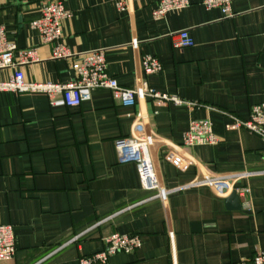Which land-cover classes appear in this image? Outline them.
Returning <instances> with one entry per match:
<instances>
[{
  "label": "crops",
  "instance_id": "obj_1",
  "mask_svg": "<svg viewBox=\"0 0 264 264\" xmlns=\"http://www.w3.org/2000/svg\"><path fill=\"white\" fill-rule=\"evenodd\" d=\"M48 0H0V25L18 49L34 46L38 61L21 66L26 80L66 83L73 59H51V44L30 26ZM62 0L72 16L64 43L74 52L103 49L107 72L119 85L142 80L186 103L137 99L121 106L107 89H94L78 106L52 105L42 93L0 91V224H10L15 254L0 264H78L113 234H138L141 246L116 253L109 264H231L264 249V140L232 128L231 113L247 119L264 102V0H233V15L201 0L153 18L156 0ZM188 30L194 44L174 48L171 34ZM136 42V45H134ZM156 57L144 75L141 57ZM10 69L0 70V80ZM207 118L217 141L185 148L194 164L181 170L165 160L181 146L192 119ZM163 143L152 159L165 199L139 184L133 162L119 159L115 140L135 121ZM252 173L249 207L232 210L206 187H182L201 174ZM180 187V188H178Z\"/></svg>",
  "mask_w": 264,
  "mask_h": 264
},
{
  "label": "built area",
  "instance_id": "obj_2",
  "mask_svg": "<svg viewBox=\"0 0 264 264\" xmlns=\"http://www.w3.org/2000/svg\"><path fill=\"white\" fill-rule=\"evenodd\" d=\"M232 2L233 0H201V4L206 9L218 8L224 17L233 15ZM189 4V0H156L151 14L153 18H162L168 12L179 11ZM116 5L119 10H124L126 1L118 0ZM71 16L72 13L64 8L62 0H48L40 7V17L30 23V26L39 32L41 42L51 44V59H73L71 69L74 77L66 83L26 80L21 66L39 60L37 49L34 46L18 49L13 41L6 39L5 29L0 25V70L10 69L12 71L7 79L0 80V91L42 93L49 98L50 104L67 107L78 106L83 101L89 100L91 91L98 88L109 90L113 99L121 106H132L137 99L146 98L153 100L156 104L173 102L195 105L194 102L183 101L175 95L156 91L144 80L133 87L119 85L117 80L107 72L106 55L103 49L77 53L64 43L63 24ZM171 38L174 48H185L194 44L186 29L172 33ZM141 66L144 75L161 70L160 61L148 54L141 57ZM227 116L231 119L232 128H246L264 140V102L252 105L247 119H240L231 113H227ZM160 140L146 132L144 126L137 120L129 136L115 140V150L120 160L135 164L141 188L154 190L156 192L154 197L163 200L175 188L168 189L160 185L155 173L151 149L156 143H163ZM216 141L217 138L209 119H192L183 133L181 146H169L164 156L165 160L178 169L185 170L194 164V160L185 154V148L214 144ZM251 174L240 172L196 175L193 180L181 188L206 186L218 197H225L234 189L241 205L248 208L250 204L246 196L250 191L249 187L247 185L234 187L233 183ZM140 246L141 238L138 234L113 233L104 239V247L101 250L91 255L81 256L78 264H109L110 256L116 253H132ZM14 254L13 227L10 224H0V261L10 260ZM231 264H264V249H257L251 257L241 258Z\"/></svg>",
  "mask_w": 264,
  "mask_h": 264
},
{
  "label": "water",
  "instance_id": "obj_3",
  "mask_svg": "<svg viewBox=\"0 0 264 264\" xmlns=\"http://www.w3.org/2000/svg\"><path fill=\"white\" fill-rule=\"evenodd\" d=\"M224 203L226 204L227 208L232 210H237L240 208V199L234 189L224 198Z\"/></svg>",
  "mask_w": 264,
  "mask_h": 264
}]
</instances>
